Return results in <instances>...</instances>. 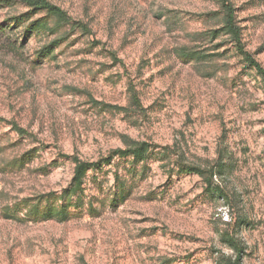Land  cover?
<instances>
[{
    "label": "rangeland",
    "instance_id": "374dc122",
    "mask_svg": "<svg viewBox=\"0 0 264 264\" xmlns=\"http://www.w3.org/2000/svg\"><path fill=\"white\" fill-rule=\"evenodd\" d=\"M47 1L70 24L25 40L7 20L26 8L0 6V264H228L225 234L242 264H264V78L221 33L223 0ZM227 4L264 70V0ZM143 142L147 166L115 157L89 171L66 221L24 220L69 188L73 159ZM176 160L214 172L226 199ZM126 174L129 194L113 200Z\"/></svg>",
    "mask_w": 264,
    "mask_h": 264
},
{
    "label": "trees",
    "instance_id": "16d2710c",
    "mask_svg": "<svg viewBox=\"0 0 264 264\" xmlns=\"http://www.w3.org/2000/svg\"><path fill=\"white\" fill-rule=\"evenodd\" d=\"M4 4H6L7 8H12L15 5H22L26 8L23 13L12 15L7 20L8 30L22 28L23 40L57 34L63 27L70 24V20L66 13L59 7L49 3L47 0H0V6ZM222 6L225 8L226 13L221 33L228 37L235 54L241 57L242 62H244L248 68L255 71V75L257 77L263 79L264 70L259 64H257L251 54L246 51L242 45L241 32L234 24L227 0H223ZM58 45L59 40L54 39L46 42L44 46H41V48L35 51L32 63H36L38 59L51 57L54 52V48ZM187 56H189V54ZM195 59L196 58H193V61ZM13 131L17 135H27L16 125H14ZM150 151L151 147L147 143L143 142L135 143L125 149L114 150L111 152L109 157L96 162H85L79 159H73L72 162L74 163V167L69 188L59 196L55 193H50L38 198L31 206H28L27 210H25L24 220L30 222L45 220H56L59 222L66 221L72 215L70 210L71 205L74 204L76 208L78 207L76 204L81 200L80 196L83 193V185L89 171L97 170L101 164H110L115 157L119 159H129L131 161L129 171H134L135 167L139 165L145 168L148 160L150 159ZM24 160L25 159L23 158L22 161ZM222 160L224 159L219 160V168H224L225 164H223ZM174 165L177 173H190L204 177L207 187H209L208 192L218 194L222 199H226V196L221 189L211 187V180L215 175L214 172L210 171V174L205 176L203 170L195 166H187L179 160H176ZM8 166L9 164L7 162H2V168ZM216 169V173H219L220 169L218 170L217 166ZM126 175L127 176L125 178L118 175L115 176L116 192L112 197L113 200L117 199L123 201L129 194V191L126 189V185L130 175ZM74 196L75 200H72V197ZM91 206L92 204L89 205V208ZM76 211L77 210H75V212ZM224 242L228 245L229 249L234 251V257H230L228 259V264H242L240 259L242 250L239 242L233 236L228 234H225Z\"/></svg>",
    "mask_w": 264,
    "mask_h": 264
}]
</instances>
